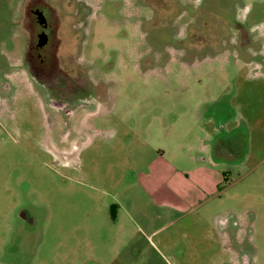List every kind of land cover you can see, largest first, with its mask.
<instances>
[{"label":"rangeland","instance_id":"obj_1","mask_svg":"<svg viewBox=\"0 0 264 264\" xmlns=\"http://www.w3.org/2000/svg\"><path fill=\"white\" fill-rule=\"evenodd\" d=\"M38 1L90 83L69 114L23 59ZM161 128L206 145L167 161L219 163L224 190L129 198L145 147L121 145ZM0 264H264V0H0Z\"/></svg>","mask_w":264,"mask_h":264},{"label":"crops","instance_id":"obj_2","mask_svg":"<svg viewBox=\"0 0 264 264\" xmlns=\"http://www.w3.org/2000/svg\"><path fill=\"white\" fill-rule=\"evenodd\" d=\"M208 121H210V119H208ZM150 125V122L147 123V126ZM114 137V140L118 142L121 141L119 136ZM128 137L129 135H124L123 140H126ZM184 139L183 135L166 132L165 129L161 128L155 135L147 134L141 137L132 135L124 146L121 145V147H124L125 151L130 152L131 155L134 154L135 150V153L138 152L137 149L134 151L133 149L139 140L138 143H141V145L144 144L143 146L145 147V151L139 152L141 156L137 160L136 167H139L140 171L134 175L133 179H135V183H130L126 187L129 198L133 197L130 191L136 189L138 193L143 194L149 202L155 203L159 208L177 210L183 203L191 205L198 203V200H200V202L204 200V196H206L208 189H215L217 191L224 190L221 183H219L220 169L216 168L219 163L212 164L211 161L210 165V163H206V159H202L203 164H194V157L189 155L190 152L194 150L207 153L208 148L206 145L199 144L196 140L194 144L191 145L189 142L186 143ZM180 145L188 147L187 152H189V154L185 155L186 159L182 161L186 164L189 163V166L194 165L192 169H180L174 167L167 161L166 154L168 152L171 153V150L173 151ZM168 146L171 148H168ZM218 146L219 144L216 145L215 150L217 152L220 150ZM212 150L213 148L211 151ZM130 162L129 164L134 166L133 160ZM154 233L155 231L152 232V234Z\"/></svg>","mask_w":264,"mask_h":264},{"label":"flooded vegetation","instance_id":"obj_3","mask_svg":"<svg viewBox=\"0 0 264 264\" xmlns=\"http://www.w3.org/2000/svg\"><path fill=\"white\" fill-rule=\"evenodd\" d=\"M42 3L38 1L35 6L28 4L27 11L32 14L43 12L45 17L43 20L33 22V31L25 26L26 47L23 59L29 74L48 92L59 96L52 98V105L69 114L76 108L68 102L69 96L72 99L74 97L86 100L90 83L82 66L83 61L76 60L70 63L68 68L61 66L63 60L58 57L60 42L56 38L59 24L53 19L51 8L46 3ZM193 30L195 31L196 28L194 27Z\"/></svg>","mask_w":264,"mask_h":264}]
</instances>
